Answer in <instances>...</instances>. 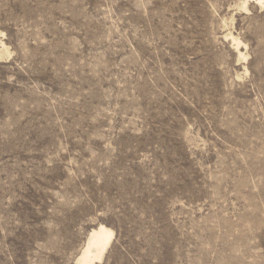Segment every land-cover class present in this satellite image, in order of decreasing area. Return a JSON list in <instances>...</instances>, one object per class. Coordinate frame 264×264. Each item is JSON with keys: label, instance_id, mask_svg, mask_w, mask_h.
I'll return each instance as SVG.
<instances>
[{"label": "rangeland", "instance_id": "rangeland-1", "mask_svg": "<svg viewBox=\"0 0 264 264\" xmlns=\"http://www.w3.org/2000/svg\"><path fill=\"white\" fill-rule=\"evenodd\" d=\"M0 41V264H264L263 3L0 0Z\"/></svg>", "mask_w": 264, "mask_h": 264}, {"label": "bare ground", "instance_id": "bare-ground-1", "mask_svg": "<svg viewBox=\"0 0 264 264\" xmlns=\"http://www.w3.org/2000/svg\"><path fill=\"white\" fill-rule=\"evenodd\" d=\"M264 4V0H259ZM236 47L241 56L244 54L241 52L240 47L243 46V42L234 38ZM3 45V49L6 48L5 44L0 41ZM3 52V51H2ZM115 232L112 228L105 224H99L90 232L88 242L86 243L82 253L79 255V261L83 264H96L98 260H102L104 253L110 246Z\"/></svg>", "mask_w": 264, "mask_h": 264}]
</instances>
